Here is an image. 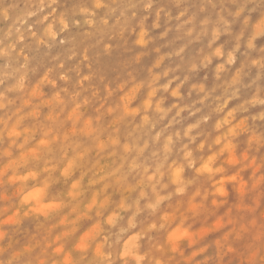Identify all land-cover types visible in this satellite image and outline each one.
Here are the masks:
<instances>
[{"label": "clouds", "instance_id": "clouds-1", "mask_svg": "<svg viewBox=\"0 0 264 264\" xmlns=\"http://www.w3.org/2000/svg\"><path fill=\"white\" fill-rule=\"evenodd\" d=\"M0 264H264V0H0Z\"/></svg>", "mask_w": 264, "mask_h": 264}]
</instances>
